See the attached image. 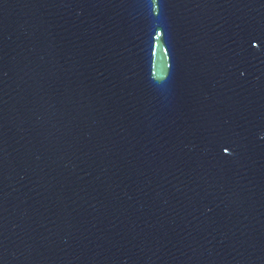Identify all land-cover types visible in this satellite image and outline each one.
<instances>
[{
	"label": "water",
	"instance_id": "obj_1",
	"mask_svg": "<svg viewBox=\"0 0 264 264\" xmlns=\"http://www.w3.org/2000/svg\"><path fill=\"white\" fill-rule=\"evenodd\" d=\"M0 264H264V0H0Z\"/></svg>",
	"mask_w": 264,
	"mask_h": 264
}]
</instances>
